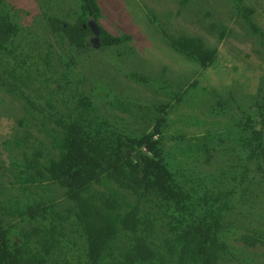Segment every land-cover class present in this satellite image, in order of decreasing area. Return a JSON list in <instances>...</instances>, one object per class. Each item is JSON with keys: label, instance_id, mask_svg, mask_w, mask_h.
<instances>
[{"label": "trees", "instance_id": "1", "mask_svg": "<svg viewBox=\"0 0 264 264\" xmlns=\"http://www.w3.org/2000/svg\"><path fill=\"white\" fill-rule=\"evenodd\" d=\"M75 1L77 10L72 22L57 16H54L55 19L47 18L50 14L43 11L48 28L44 32L47 37L44 41H48L44 50L53 54L46 62L48 69L65 60L67 63L74 61L78 56L79 63L88 61L87 54L93 49L89 41L91 30L87 26L90 19L96 21L101 30L99 49L118 45L115 52L120 59H124L122 49L129 47L127 43L131 42L132 36H113L102 28V11L98 0ZM234 4L237 10L243 9L239 15L250 24L253 33L261 35L251 22L253 8L244 9V0H234ZM160 29L154 26V31ZM219 30L218 39H223L226 28ZM32 31L26 29L27 34H32ZM163 31L162 35L167 40L168 33ZM58 37L65 41V53L56 50L54 40ZM23 38L28 39L21 34L8 0H0V86L17 94L24 105L20 107L25 108L29 115L28 118L18 117L17 122H22V130L10 136L5 143L8 149L11 145L19 148L23 142L29 145L28 150L22 149L21 159L18 155L9 154L10 165L23 169L24 177L19 180L23 183L30 182L35 187L48 183L54 187L57 185L58 195L64 194L69 207L61 213L57 207L64 200L62 196H55L53 201H40L29 192L26 196L29 201L25 203L22 201L26 197H8L7 201H0V264H219L223 256L219 251L224 249V245L228 246L225 241L230 240L240 245H233L235 252L229 253L233 261L238 262V253L243 256L245 250L254 252L260 241L259 230L253 228L242 232L230 219L234 215L235 197L227 173L233 171L239 161L228 157L225 169L215 181L208 180L206 172L200 171L202 177L197 178L207 188L208 198L196 201L197 191L189 188L185 182L188 175L184 169L191 167L193 162L208 166L211 163L209 150L205 152L206 148L201 147L200 152L203 151L204 155L201 159H198V155L195 161L192 153L183 150L182 154L187 156V160H179L177 166L170 164L171 151L175 148L167 150L162 138L168 126L166 111L170 109L169 104L155 106V112L143 108L146 114L155 115V124L142 134H127L124 128H116L108 122V117L100 113V116L94 115L98 107L93 106L91 95H70L61 102L60 107L69 108L71 100L79 99L82 108L78 111L75 108L72 116L59 113L58 107L50 108L54 98L47 107L38 104L20 86L21 80L26 78L16 67L27 65L30 57L24 53L18 54L22 51H17L18 41ZM32 38L34 41L29 46L36 51L34 42L39 40L33 34ZM198 39L200 42L181 36L167 40V43L178 53L207 68L214 64L216 51L204 50L202 39ZM28 67L29 73L42 69L35 62L29 63ZM28 74L26 77H29ZM177 94L183 96L180 92ZM177 94L174 93L176 100ZM260 97L264 100L263 87L256 95V106ZM176 100L174 108L178 103ZM131 105L141 110V106L134 103L114 106L131 110ZM256 113L259 116L251 119L247 118L250 115L244 113L245 118H240L237 125L232 119L228 122L237 127L236 142L242 148L239 160L246 161L240 163L236 177H250L251 171L264 176V107L262 114L258 110ZM131 118H136L133 112ZM49 122H54L55 127L50 126ZM38 125L47 141L34 135ZM226 127L229 128L228 125ZM21 131L26 132L24 136ZM54 151L52 156L49 152ZM9 171L13 172V169ZM194 171V168L187 171L190 174L188 179L192 178ZM132 196L135 198L126 203ZM159 202L168 206L174 204L188 216V208L193 209L196 216L187 222L180 216L170 229V221H165L163 217L144 216L148 206ZM12 207H17V213L22 215L20 223L29 225V228H24L28 235H22L26 238L22 242L14 237L17 224L5 225L8 217L17 210ZM258 223H264V213L260 214ZM159 228L164 231V236H159ZM261 232L264 233V230ZM167 233H173V236L169 237ZM165 238L169 239L163 243ZM30 240H34L35 250ZM256 259L249 256L245 264H254Z\"/></svg>", "mask_w": 264, "mask_h": 264}, {"label": "rangeland", "instance_id": "2", "mask_svg": "<svg viewBox=\"0 0 264 264\" xmlns=\"http://www.w3.org/2000/svg\"><path fill=\"white\" fill-rule=\"evenodd\" d=\"M184 1L185 5H182ZM8 3L13 9L14 20L21 28V34L28 37L18 41L17 47V51L22 50L19 55H30L27 65L16 67L26 78L21 80L20 86L38 104L47 107L51 98H54L50 108L58 107L59 113L72 116L75 108L77 111L82 108L79 99L71 100L69 108L63 105L60 107L61 102L70 95H91L93 106L98 107L94 115L100 116V113L108 117V122L116 128H124L127 134H142L154 126L155 115L146 114L143 108L155 112V106L169 104L170 109L166 111L168 126L162 138L167 150L175 148L171 151L170 164L177 166L179 160H187V156L182 154L183 150L192 153L194 161L198 155V159L204 155L203 151L200 152L201 147L206 148L205 152L209 150L211 163L208 166L193 162L191 167L184 169L188 177L190 174L187 171L195 170L191 174L192 178L187 177L185 182L189 188L197 191L196 201L208 198L207 188L197 178L202 177L200 171L206 172L208 180L215 181L225 169L228 157L239 161L233 171L227 173L235 197L234 215L230 219L242 232L254 228L259 230L261 236L254 252L245 250L243 256L238 253V262L233 261L231 254L235 252L233 245L238 247L239 243L235 240L225 241L228 246L224 245V249L219 251L223 255L219 264H245L249 256L257 258L254 264H264V256H261L264 255V233L261 232L264 223H258L260 214L264 213V176L251 171L250 177H236L240 163L246 161L239 160L242 148L236 142L237 127L228 123L232 119L237 125L240 118H245L244 113L250 115L248 119L258 117L257 110L262 114L264 100L260 97L256 106V95L261 87L264 88V0H244V9L254 10L251 22L261 35L254 34L250 24L243 21L239 15L243 9L237 10L234 0H98L102 11V28L113 36L128 34L133 38L127 43L129 47L122 49L125 58L120 59L115 52L118 45L105 50L93 45L87 54L88 61L79 63L78 56L69 63L65 60L53 64L51 69L46 65L53 54L44 50L48 42L44 41L47 39L44 32L48 28L43 11L50 14L47 18L55 19L54 16H57L72 22L77 10L76 1L8 0ZM155 25L161 27L162 32L165 30L172 35H166L169 41L181 36L194 38L198 42V38L202 39L204 50L208 48L216 51L214 64L202 68L198 62L178 53L168 45L161 31H154ZM221 27H225L226 32L223 39H218ZM26 29H32L33 36L39 40L34 42L36 51H32L33 47L29 46L34 39L32 34L26 33ZM54 42L57 52L65 53V41L58 37ZM31 62L39 64L42 69L29 73ZM27 74L29 77H26ZM174 93L178 95L177 100ZM17 100V94L0 86V201L5 202L8 197L23 198L28 196V192L40 201H53L55 196H62L64 200L57 208L63 213L69 206L64 194L58 195L57 185L54 187L48 183L35 187L30 182L23 183L19 181L24 177V172H21L23 169L10 165V153L21 159L22 149L29 148L25 142L19 148L16 145H11L10 149L5 146L10 136L22 130L23 125L20 120L17 122L18 117H29L25 108L20 107L24 105ZM175 100L178 102L176 108ZM127 103L139 104L141 110H136L132 105L131 110L114 106ZM132 112L136 115L135 119L131 118ZM49 125L55 127L54 122H49ZM24 132L21 131L23 136ZM34 135L47 141L39 131V125ZM49 150L52 149L49 147ZM56 151L49 153L54 156ZM9 169H13V172ZM134 198L132 196L126 203ZM28 201L26 197L22 203ZM17 207L12 208L15 210ZM17 211L8 217L5 225L17 224L14 237L22 242L26 239L22 235H28L24 228H29V225L20 223L22 215ZM188 214H184L174 204L168 206L159 202L148 206L144 216L163 217L165 221H170V229H173V223L180 216L186 222L196 216L195 210L189 208ZM158 233L159 236L165 234L161 228ZM167 235L172 237L173 233ZM29 242L35 250L34 240Z\"/></svg>", "mask_w": 264, "mask_h": 264}, {"label": "water", "instance_id": "3", "mask_svg": "<svg viewBox=\"0 0 264 264\" xmlns=\"http://www.w3.org/2000/svg\"><path fill=\"white\" fill-rule=\"evenodd\" d=\"M88 25L90 26L91 31L94 34V37L91 39V42L93 43V45L100 47V45H101V43H100L101 30H100L99 25L93 19L89 20Z\"/></svg>", "mask_w": 264, "mask_h": 264}, {"label": "flooded vegetation", "instance_id": "4", "mask_svg": "<svg viewBox=\"0 0 264 264\" xmlns=\"http://www.w3.org/2000/svg\"><path fill=\"white\" fill-rule=\"evenodd\" d=\"M89 28H90V26L89 25H87ZM86 25H84V27L86 28L87 27ZM90 30H91V28H90ZM91 33H92V31H91ZM90 33V37H89V41L91 42V39L94 37V34L92 33L91 34ZM92 43V42H91ZM93 44V43H92Z\"/></svg>", "mask_w": 264, "mask_h": 264}]
</instances>
